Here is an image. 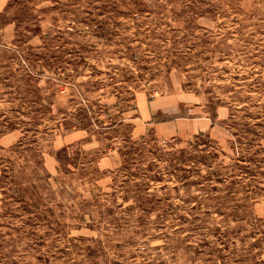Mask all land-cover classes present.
<instances>
[{
  "label": "rangeland",
  "instance_id": "374dc122",
  "mask_svg": "<svg viewBox=\"0 0 264 264\" xmlns=\"http://www.w3.org/2000/svg\"><path fill=\"white\" fill-rule=\"evenodd\" d=\"M0 264H264V0H0Z\"/></svg>",
  "mask_w": 264,
  "mask_h": 264
},
{
  "label": "crops",
  "instance_id": "0c3cea01",
  "mask_svg": "<svg viewBox=\"0 0 264 264\" xmlns=\"http://www.w3.org/2000/svg\"><path fill=\"white\" fill-rule=\"evenodd\" d=\"M152 116V115H151ZM150 115L149 116H147V117H149V119L148 118H146V117H144V115H140L139 116V118H138V120L140 119L141 121H145L146 123H149V122H147V120L148 121H150V118H152ZM142 117H143V120H142ZM145 118V119H144ZM206 119L207 118H202V120H204V121H206ZM207 122V121H206ZM206 122H205V125H208V122H207V124H206ZM152 123H149V124H147V125H151ZM210 124V123H209ZM79 131H77V132H74V135L73 136H65L64 137V139H69V140H66L69 144H70V142L71 141H76V140H78V139H81V140H83V137H81V134L80 133H78ZM193 133V132H192ZM70 137V138H69ZM81 137V138H80ZM51 158V157H50ZM46 172V171H45ZM47 174V177H50V175L48 174V173H46Z\"/></svg>",
  "mask_w": 264,
  "mask_h": 264
},
{
  "label": "built area",
  "instance_id": "2783aa9c",
  "mask_svg": "<svg viewBox=\"0 0 264 264\" xmlns=\"http://www.w3.org/2000/svg\"><path fill=\"white\" fill-rule=\"evenodd\" d=\"M165 141H162V143H164Z\"/></svg>",
  "mask_w": 264,
  "mask_h": 264
}]
</instances>
